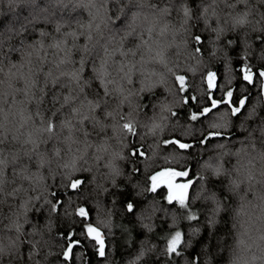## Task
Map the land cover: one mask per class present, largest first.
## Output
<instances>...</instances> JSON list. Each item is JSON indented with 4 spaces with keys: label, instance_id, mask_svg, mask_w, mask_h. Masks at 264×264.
<instances>
[{
    "label": "clouds",
    "instance_id": "clouds-1",
    "mask_svg": "<svg viewBox=\"0 0 264 264\" xmlns=\"http://www.w3.org/2000/svg\"><path fill=\"white\" fill-rule=\"evenodd\" d=\"M0 264H264V0H0Z\"/></svg>",
    "mask_w": 264,
    "mask_h": 264
},
{
    "label": "trees",
    "instance_id": "trees-1",
    "mask_svg": "<svg viewBox=\"0 0 264 264\" xmlns=\"http://www.w3.org/2000/svg\"><path fill=\"white\" fill-rule=\"evenodd\" d=\"M137 235L140 236V235H142V233H138ZM117 254L119 255V252Z\"/></svg>",
    "mask_w": 264,
    "mask_h": 264
}]
</instances>
